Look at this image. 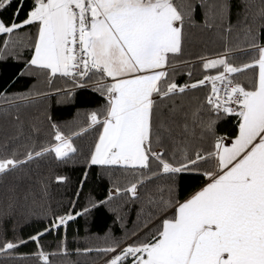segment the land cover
Returning a JSON list of instances; mask_svg holds the SVG:
<instances>
[{
    "label": "snow or ice",
    "instance_id": "obj_1",
    "mask_svg": "<svg viewBox=\"0 0 264 264\" xmlns=\"http://www.w3.org/2000/svg\"><path fill=\"white\" fill-rule=\"evenodd\" d=\"M8 59L23 60L15 75L47 90L0 93L7 213L48 198L45 178L25 185L20 175L48 158L81 164V187L93 170L111 184L106 198L90 196L80 210L32 213L47 221L28 237L38 262L74 251L103 254L104 264H264V0H0V61ZM182 73L188 79L178 82ZM79 92L91 94L88 106L53 119L52 98L75 104ZM41 104L50 139L37 146ZM223 120L234 121L231 131L219 129ZM89 134L83 151L76 141ZM121 196L140 205L130 233L109 230L105 246L74 250L65 235L44 251L45 233L66 232L101 206L123 228L113 205ZM25 243L3 240L0 256Z\"/></svg>",
    "mask_w": 264,
    "mask_h": 264
},
{
    "label": "trees",
    "instance_id": "obj_2",
    "mask_svg": "<svg viewBox=\"0 0 264 264\" xmlns=\"http://www.w3.org/2000/svg\"><path fill=\"white\" fill-rule=\"evenodd\" d=\"M7 15V14H5ZM195 19L199 22L201 15L199 9L195 13ZM202 47L197 45L191 49L193 55L202 51ZM209 52L217 50V45L209 43L207 46ZM28 53L25 52V56ZM23 66V60L14 61L12 59L0 61V93L12 95L14 93H26L29 89L38 88L40 90H47V85L43 82L37 83L33 77L22 76L17 77L15 73ZM193 79L199 78L201 72L199 70V64L192 69ZM188 79L187 75L182 73L177 77L178 82H184ZM56 87L61 86V82L57 81ZM198 95L203 97L204 90H198ZM91 95L84 92L77 94L75 104L69 105H57L55 97L50 101L51 107L49 109L53 119L59 121L71 120L75 114L77 108L83 111L88 105L85 103V97ZM5 107L3 101L0 100V108ZM45 105L41 104L35 110V114L40 116L42 133L40 140L37 141V146L41 142H47L50 137L48 135L47 122L43 119V111ZM234 121L229 122L223 120L219 123V129L221 131H231ZM3 126V122L0 121V127ZM94 136L89 134L76 141L77 145L83 150L87 151L88 147L92 144ZM3 142V137L0 135V143ZM18 151H23L22 147H18ZM2 148H0V155H5ZM82 165L69 164L62 165L53 159H45L39 166L35 164L31 165L28 169H25L20 173L25 177L23 184L27 185L30 182L43 177L50 185L49 196L44 201H37L36 204L23 205V202L17 204L12 210L11 214L7 213V199L6 192L3 185H0V242L3 240H14L16 237L27 241L25 244L19 245L12 257L0 256V264H43L42 261L31 253L36 251V244L28 237L35 234L36 230L41 228L42 224H46L47 221L38 218L32 213H43L50 208L52 213L63 214L67 210L76 211L80 210L82 206L88 203L89 197L96 199L106 198L107 192L111 188L106 177H101L93 170L90 172L89 178L84 181L83 186H80L82 177ZM57 175H65L69 177V181L66 184H62L56 181ZM31 177V181L28 180ZM7 183V182H5ZM119 183L123 185L125 180L121 178ZM79 192L77 197L76 193ZM72 201H75V208L72 206ZM113 205L118 208L120 216L124 221V227L121 228L119 222L115 221L116 213L109 211L107 208L101 206L93 209L86 216L76 217L73 221L69 222V225L65 230H58L51 234L45 233L40 238V243L43 246L44 251L53 252L56 251L61 240L67 237V246L70 250H74L77 247L83 248L89 247H103L107 243L103 239L105 234L111 231V234L115 237H123L125 230L129 233L134 229V221L137 220V210L140 207L138 203L126 202V198L121 196L113 201ZM49 219L51 216L49 215ZM52 264H69V261L78 262V264H104L103 254L96 252L90 253L87 256H77L74 251L68 257L63 255H57L55 257L50 256Z\"/></svg>",
    "mask_w": 264,
    "mask_h": 264
}]
</instances>
